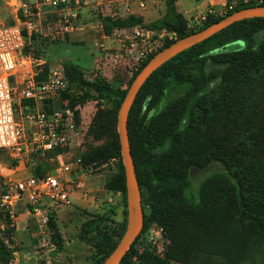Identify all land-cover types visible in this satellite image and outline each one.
<instances>
[{
	"label": "trees",
	"instance_id": "obj_1",
	"mask_svg": "<svg viewBox=\"0 0 264 264\" xmlns=\"http://www.w3.org/2000/svg\"><path fill=\"white\" fill-rule=\"evenodd\" d=\"M175 2L166 0V14L146 24L174 35L158 51L234 11L264 5L262 0L241 3L223 16L207 13L200 25L189 29L188 21L175 11ZM141 23L135 16L107 18L104 29L109 34ZM64 73L69 88L89 86L76 67L66 66ZM92 92L98 99L113 101L117 110L125 95V90L101 82L74 98L63 94L62 102L73 110L94 98ZM26 105L33 102L20 101L21 107ZM41 108L51 111L46 105ZM89 133L96 139L106 135L108 140L80 157L84 164L119 156L109 116L98 113ZM127 135L142 209H148V221L164 228L171 246L164 259L145 248L135 261L127 253L119 264H191L210 259L215 250L225 264H264V18L237 22L157 69L131 106ZM213 163L223 171L207 176L193 192L192 170H205ZM107 187L120 190L126 204L122 167ZM0 221L10 231V220L1 212ZM48 228L51 243L60 250L63 238L54 212ZM121 230L105 216L92 215L81 224L78 239L98 253L95 264H102L117 246ZM13 252L0 242V264H8Z\"/></svg>",
	"mask_w": 264,
	"mask_h": 264
},
{
	"label": "rangeland",
	"instance_id": "obj_2",
	"mask_svg": "<svg viewBox=\"0 0 264 264\" xmlns=\"http://www.w3.org/2000/svg\"><path fill=\"white\" fill-rule=\"evenodd\" d=\"M115 1L113 0L114 6L119 5ZM203 1L179 0L177 9L180 10L184 7L189 11L192 9L194 10L192 12L193 15L200 11ZM98 2L101 6L97 5L96 2H93L91 4L92 6H82L78 10L75 18L70 19V24L67 28L62 19L61 11L54 18L50 15L42 14L40 17L24 19L18 11V3H15V0H4L1 2L0 17L2 20L14 23L16 22V18H18L21 21L23 20L31 24V28L29 30L25 29L24 31L26 45L18 57V64L15 69L16 74L11 80L17 90L13 101L15 105L14 118L16 121L22 123L26 129H29L30 124L26 116L22 113L18 96L21 95L22 87L26 80L31 78L44 80L53 71H62L64 73L66 66L76 67L83 73L84 79L89 86L71 85L69 88L70 93L68 94L70 98H74L87 92L91 86L97 85L98 83L101 84V82L112 86L114 89L120 91L125 90L126 92L133 77L139 71L144 60H136L134 54L130 55L120 49L119 44L113 36V31L107 34L104 29L105 19L109 18L113 20L107 15L110 13L109 0H98ZM158 2L159 5L155 10H149L150 5L147 6L149 13L146 14L144 20L139 13L138 16L142 19L141 26L144 28H149L146 27L148 21L163 15L167 7L166 1L158 0ZM226 6L216 10L213 14L216 16L225 15L227 13ZM129 9L130 13L126 15L125 19L117 20H126L133 16V13H131L133 10L139 11L142 14L141 8L139 9L136 3L130 5ZM201 17H196L192 28L202 23L203 19ZM188 18L190 20L192 19L189 16ZM153 30L156 31L157 35L162 36V45L160 47H154L158 51L171 39L167 38V31L165 29ZM153 42L154 39H151L150 44H153ZM93 95L94 98L89 99L84 104L75 106L77 110L74 113L76 112L77 115L74 114V120L75 118L77 120H75L77 136L71 146L65 150L67 152L66 158L81 157L82 160V156L90 150L101 147L106 143L108 140L106 135L101 139H96L89 133L92 122L98 113L104 117L109 116V120L111 122L114 121V133L118 137V110L116 109L115 103L113 101L98 99L94 93ZM36 106L40 108V102ZM32 128L33 126L30 129ZM167 146L168 144L163 149ZM57 161L58 159L55 158V154L52 153L44 155L40 153L24 154L18 159H11L3 153L0 163V188L2 183L7 179H25L34 175L36 171L40 173L42 171L50 172V170L58 166ZM81 164L83 169L81 174L84 176V190L78 193V196L71 206L62 207L55 211L57 225L63 238L62 248L60 250L55 246L52 249L50 248V245H52L50 236L42 237L40 235L25 205H20L17 208L14 223L17 222L20 229L22 225H25L28 231L26 232V237L28 238L23 237L21 243V238L19 239L18 237L19 234L15 233V224L14 238L8 244V248H11L12 244L15 248H21L25 243L28 247L33 248V245L31 246L30 243L31 240L35 244L37 240L42 238L41 241L43 243L41 244L43 246L38 248L37 251L39 253L36 255L38 257V263L95 264V261L99 258L98 253L78 239L81 224L86 218L92 215L105 216L114 224L119 225L122 229L119 241L123 238L128 224L127 208L126 204H124L123 194L120 190H110L107 187L109 182L121 174V167L123 168V165L120 152L119 156L99 164L93 163L86 165L83 161H81ZM222 171L223 168L217 163L211 164L205 170H192V191L197 190L207 176ZM143 211L146 223L127 251L129 260L132 262L135 261L136 255L140 254L145 248H149L150 253L155 257L164 259L168 248L171 246V241L162 226L156 222L147 220L148 209L144 208ZM0 242H3L1 233ZM214 252L215 254L210 259H198L191 264H225L224 259L218 255V250ZM241 264L250 263L243 261Z\"/></svg>",
	"mask_w": 264,
	"mask_h": 264
},
{
	"label": "built area",
	"instance_id": "obj_3",
	"mask_svg": "<svg viewBox=\"0 0 264 264\" xmlns=\"http://www.w3.org/2000/svg\"><path fill=\"white\" fill-rule=\"evenodd\" d=\"M3 1L0 0V4ZM251 1L259 3L262 0H231L226 9L229 11L241 3L246 4ZM93 2L100 5L98 0H15V3H18V11L24 19L40 17L42 14L54 18L61 11L66 28L70 24V19L75 18L82 6H92ZM115 2L119 5L114 6L113 0H109L110 13L107 14L113 20L125 19L130 13V5L134 3L141 9L147 4V0H116ZM213 13L210 11L208 14ZM193 24H189L188 28L192 29ZM30 28L29 22L16 18V22L8 23L0 17V163L3 153L11 159L21 158L24 154L52 153L58 159V166L50 172L42 171L39 175L34 174L19 180L7 179L2 183L0 212L10 220V231L5 221H0V233L7 247L14 238L15 213L20 205H25L40 235L46 237L49 236V214L55 213L62 207L71 206L78 193L84 190L80 158H66L65 150L71 146L77 136L74 120V111L77 108L72 110L68 102H62L63 94L70 93L64 73L53 71L42 82H36L33 78L26 80L21 95L18 96L19 102L21 100L33 102L32 106L21 107L30 124L29 129L14 118L13 101L17 90L11 80L16 74L18 57L26 45L24 31ZM166 35L168 39L174 38L172 33L167 32ZM113 36L120 49L130 55L134 54L136 60H146L157 52L154 47L162 45L161 35L141 25L116 28L113 30ZM151 39H154L153 44H150ZM38 102L40 108L36 106ZM42 105L50 107L51 111L47 112L41 108Z\"/></svg>",
	"mask_w": 264,
	"mask_h": 264
},
{
	"label": "water",
	"instance_id": "obj_4",
	"mask_svg": "<svg viewBox=\"0 0 264 264\" xmlns=\"http://www.w3.org/2000/svg\"><path fill=\"white\" fill-rule=\"evenodd\" d=\"M256 18H264V5L251 6L234 11L221 20L197 32L177 39L171 45L155 53L132 79L119 106L117 115V134L125 177L128 224L125 235L114 250L105 258L102 264H119L143 227V209L141 205L140 189L127 135L128 115L139 90L157 69L175 56L206 41L237 22ZM93 93L97 96V92H92V94ZM29 112H31V110H29Z\"/></svg>",
	"mask_w": 264,
	"mask_h": 264
},
{
	"label": "crops",
	"instance_id": "obj_5",
	"mask_svg": "<svg viewBox=\"0 0 264 264\" xmlns=\"http://www.w3.org/2000/svg\"><path fill=\"white\" fill-rule=\"evenodd\" d=\"M228 1L229 0H204L200 11L197 12V13H194L192 15V12L194 11L192 9L189 11L186 7H184L183 9L178 10L177 9V5L179 3V0H176V2H175V11L177 13L181 14L188 21V25H189V24H193L194 23L193 19H196L197 16L198 17L202 16L201 18H204L203 15H206L210 11L216 12V10L224 8ZM148 5H150V9L149 10H155L156 7L159 5V2H158V0H147V4L145 5L144 8L141 9L142 10V14L139 11L133 10V12H132L133 16L139 17L138 15L140 13L141 18L144 20L146 14L149 13V11L147 10V6ZM165 14H166V8H165V11H164L163 15H161L160 17H158V18H156L154 20L148 21V22L149 23H152L153 21L155 22V21L161 19ZM188 16L190 18H192V19L190 20L188 18ZM148 22L146 24H149ZM15 224H16L15 233L19 234L18 237H19V239L21 238L20 241L22 243L23 237L24 238H28V237H26L27 236L26 232H28V231L26 230L25 225L24 226L22 225L21 229H20V226L18 225V223L15 222ZM41 239L42 238L37 240V242H35V244L32 243L33 240H31L30 243H31V246L33 245V248L28 247V245L26 243H25V245L23 244L24 246L21 247V248H15V246H13V244H12L11 245V249L14 250L13 258L10 260V262L8 264H48V263H38L37 262L38 257H36V255L39 253L37 250H38V248L43 246L41 244V243H43L41 241ZM50 246H51L50 248L52 249L54 245L52 244Z\"/></svg>",
	"mask_w": 264,
	"mask_h": 264
}]
</instances>
